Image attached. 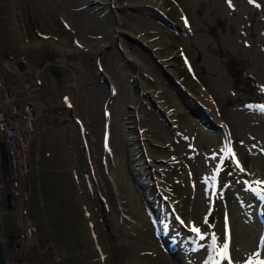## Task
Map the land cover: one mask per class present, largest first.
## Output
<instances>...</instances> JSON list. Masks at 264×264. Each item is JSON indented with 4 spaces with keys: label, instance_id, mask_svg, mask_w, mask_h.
I'll use <instances>...</instances> for the list:
<instances>
[{
    "label": "rangeland",
    "instance_id": "rangeland-1",
    "mask_svg": "<svg viewBox=\"0 0 264 264\" xmlns=\"http://www.w3.org/2000/svg\"><path fill=\"white\" fill-rule=\"evenodd\" d=\"M158 6L153 7L152 14L125 7L117 12L121 18L112 8L105 10L110 25L119 17L121 27L129 32L100 45L92 40H109V35L94 33L98 30H90L87 21L75 28L70 19L77 8L71 0H0V62L2 68L5 66V82L20 83L18 74L8 66V59L20 60L39 87L37 93L27 90L29 97L32 95L29 100L41 105L37 128L29 141L34 167L27 188V212L34 222L35 235L23 246V254L13 261L4 248L11 264H98L99 259H107L106 264H127L137 253L141 254V264H161L160 250L133 249L131 241H121L123 227L116 228L112 220L111 209L116 199L106 175L108 155L102 146V134L104 125L110 133L116 117L126 124L128 131L135 129L137 148L143 147L139 123L150 120L154 126L165 128L167 134H156L161 140L168 136L167 144L161 147L153 143L169 157L160 177L164 178L177 211L187 225H197L207 236L210 249L196 264L205 260V255L211 258L213 251L225 242L226 205L237 209L245 220L249 215L255 218L258 199L256 193H251V186L257 182L264 186V0H161ZM81 7L92 8L88 3ZM89 11L95 14L93 9ZM67 12L71 13L69 18ZM88 14L87 17L91 15ZM142 16L152 19L160 28L150 29ZM132 33L164 44L155 46V55L150 46ZM84 41L92 43L88 46ZM121 44L128 47L127 52ZM129 52L146 60L150 69L138 66L127 55ZM182 53L190 60L191 71L184 65ZM162 59L171 61L174 75L162 66ZM174 79L183 88H178ZM158 83L172 87L181 101L180 110L169 107L174 113L172 117L163 115L159 104L152 100V95L160 96ZM142 86L147 90L146 98L141 97L139 104L136 98ZM63 97L68 98L69 108L61 105ZM119 98L125 104L113 115ZM194 100L204 104L212 120L229 133L237 161L244 169L237 168L230 157L225 159L219 172V193L207 217L205 199L209 189H203V175L217 161L223 148L222 134L205 129L189 112L188 109L195 110ZM75 120L81 122L83 134ZM129 137L136 140L133 134ZM128 154L126 151L125 156ZM199 165L206 166L205 172L199 170ZM143 172L137 177L152 184L155 176ZM8 199L9 204L16 203L12 197ZM18 219L14 208L8 210L6 205H0L1 240L20 234ZM178 227L180 243L190 232ZM227 229L230 230L228 222ZM235 235L238 251L222 264H247L235 261L241 244L240 234ZM257 237L258 231L251 248L256 246ZM95 239L98 242L93 244ZM165 239L161 243L163 249L168 243ZM189 246L191 241L186 242V249ZM188 263L194 264V260Z\"/></svg>",
    "mask_w": 264,
    "mask_h": 264
},
{
    "label": "bare ground",
    "instance_id": "bare-ground-1",
    "mask_svg": "<svg viewBox=\"0 0 264 264\" xmlns=\"http://www.w3.org/2000/svg\"><path fill=\"white\" fill-rule=\"evenodd\" d=\"M108 1L109 0H71L73 7L77 8L76 14L70 19V21L73 23L75 28L78 29L79 26L83 25L84 22L87 21L86 23L88 24L86 26L90 25L89 27L90 30L91 28L93 30H98V32H94V33H102V34L109 35V38H108L109 40H106L105 38H102L99 40H92V41H98L100 45H102L103 42L106 43V41H113L115 37H118L123 32L127 31L124 28H122L120 25V18H121V16L119 15L120 12L117 13L120 9H123L125 7H133V8L138 9L139 11L150 12L152 14L155 11L153 7L158 6V4H160L161 2V0H123L121 3L115 0L113 2H108ZM87 3L92 6V8L90 9H93L95 14L91 13L89 11L90 10L89 8H85L84 10H81L83 9L81 5L86 6ZM109 8H112L113 10H115L116 14L120 16V18L119 17L114 18V21H112L114 22L113 26H112L113 23L110 25L111 23L110 17L104 16V13H103L105 10ZM158 8L160 9V5L158 6ZM88 13L91 15H89ZM70 14L71 13H68V12L66 13L68 18L70 17ZM87 14L89 15L88 17L86 16ZM63 15L65 16V13H63ZM142 18L146 22V25L150 27V29L152 28V29L157 30L160 28V26L154 25L152 19L145 18L144 16H142ZM132 34L134 35V37H136L137 39L143 41V43L148 45V47L150 46L151 50H153L155 55H156V52L154 50L156 49L155 46L157 44H160V45L164 44L162 43L164 41H160L159 43L151 42L150 39L148 38L149 36H144L142 34H135V33H132ZM62 41H65V40H62ZM92 41H88V42L84 41L83 43H85V45L87 43L91 44ZM90 44H87V45L90 46ZM100 45H97V47L100 48L101 47ZM121 45L123 46V49H124L123 51L127 52L126 48L128 47L125 48V44H121ZM130 54H131L130 52L127 53L128 56L133 58V60L137 63L138 66H141V67L145 66L146 68L150 69L149 68L150 65L148 64L146 60L142 61L140 60V56L138 57V55L136 56L135 54L133 55H130ZM160 61H161L160 63H162V66H164L167 69L166 71H168L172 75L174 72H173V69L171 68V61L167 59L166 60L162 59ZM139 74H140V71H139ZM141 76L142 75L138 77H141ZM157 77H158V74H157ZM111 80H112V86L116 88L113 77L111 78ZM145 81H147V78ZM159 88H160L159 89L160 96L158 97V96H154L155 94L154 95L151 94L152 100L155 103L159 104V107L163 110L162 112L163 115L172 117L174 113L170 112L171 110L169 109V107H172L176 110H180L182 107L181 101H179L178 97L174 95V93L172 92L173 89L172 87L169 88V85H165L162 83V84H159ZM146 91L147 90H145L142 86L141 91L139 93L140 96L139 98H136L137 103L140 104V98L146 94ZM161 99H163V101H161ZM124 104H125L124 102H120V98H119L118 102H116L115 104L116 110H114L113 115L117 114L118 111H120L121 106H123ZM207 106L210 107L209 104ZM111 108L112 109L114 108V104ZM111 108L108 107L109 110H111ZM118 119L119 118L117 117L114 119L112 125L110 126V133L108 132V137H107L108 147L106 148L107 149L106 153L108 156L105 158V161L108 162V166L106 167L108 169V170L106 169V175L112 184L113 192H114L113 196H115V199H116L115 205L111 209V213H112L111 215L113 216L112 220H113L114 226L116 228L123 227L122 233H120L119 235L121 238V241L123 242L124 240L131 241L132 243L131 247L133 249H136V248L139 250L150 249L152 251L160 250L162 254L160 256L159 263L161 264H190L188 263L190 262V260L191 261L194 260V264H196L199 258L201 259V257L204 254H208L210 252V249L207 246L208 243L206 242L207 236L204 235L202 231H200L199 234H203V237H204L203 240H201L200 238L197 239L198 235L196 236V234H192L190 232L189 235H186L184 237L185 240L181 241L182 243L181 242L179 243L180 250H178V252H175V253H170L169 251L168 252L164 251L161 245L162 239L161 237L156 235V230L152 224L153 220H156V218L157 220L164 218L161 212V205H163L165 201L162 199L161 195H166L168 197L167 201L170 202L169 200L170 197H169V193L167 192V188L165 186L164 178L160 177V171L163 170L162 167H164V164L169 159V157L166 155H163L161 152V149L157 148L156 147L157 145L154 146L153 144V143L159 144L160 146L161 145L165 146L167 144L168 136L165 137V140H161L159 137H157V134H156V132H158L159 134H163L164 136L165 134H167V132L165 131V128L163 127L162 124H161L162 126H157V127L154 126L153 122L150 120L145 121V123H139V126H140L139 130L140 132H142L139 135H140V139L142 141L143 147L137 148L138 146H136V144H139V139L137 137L138 135H135L133 133L135 129L131 127L132 128L131 130L133 131L132 132L128 131L127 126H125L126 124L125 123L123 124L121 120L119 121ZM131 121L134 124H136L134 120H131ZM110 123L111 122H109V124ZM155 128H157V131ZM130 134H133L136 137V140H134L132 137H129ZM209 136H211V138H216L215 135L210 134ZM6 147H7L6 141L1 140L0 141V203L2 205H6L8 207V210H11V207H10L11 205L8 202L9 200L8 198L9 196L10 197L13 196L14 198L17 195H19L21 192L20 190L21 188L19 187V185H14L13 183V181L17 180L16 168L14 165L12 166L11 164L10 156H9V153L7 152ZM222 150L223 148L222 149L220 148V152H222ZM126 151H129V154L127 156H125ZM214 167L215 165L213 166V168ZM205 168L206 166H202V168L200 166L199 170L205 172ZM213 168L212 170L209 169L210 171L208 170L207 173H204L203 175V178L205 179V186L203 187V189L205 190L206 188L209 189L208 193L206 194V199H205L206 201L205 203H208V207L210 205L209 193L212 189L211 188V178H212V175L215 173V168L214 169ZM254 170L258 172L256 174H260L259 170H256V168H254ZM140 171H144L143 175L145 173L146 176L153 174L155 176V178L153 179L154 180L153 183L150 184L148 182H144L142 178H138L139 176L137 177V174L141 175ZM218 193H219V182L217 183V187L215 190L214 201ZM251 193H256V196L258 199V201L255 203L256 211H259V209L260 211H262L264 209V193H258L252 190H251ZM242 203L243 205H247L246 202H242ZM224 204L226 203L224 202ZM226 207H227L226 217H227V222L230 228V230L228 231L229 233L228 241L230 242V246L227 250V253H228L227 258L224 257L223 261L225 259H228L229 255H231L232 257L235 254V252L238 251V246L235 243V237H236L235 234L239 233L241 236L240 237L241 244H239L240 250H239V253L235 257V261L237 259L240 262H245L247 264H251V262H253L254 264H262L264 261V257L263 258L261 257L262 254L264 253L263 252L264 239H263L262 244H260L259 238L261 235L264 236L263 229L258 225V222L251 215L249 216L247 215L248 219L245 220V218H243L241 213L237 212V209L234 211L233 209H229L227 205ZM232 208L235 209V207H232ZM226 217H224V220H226ZM160 225H162L161 226L162 231L164 230L165 232L162 238H167L168 241L177 240L178 235L176 233V230L178 229H176V227L180 226V224L174 222L173 220H170L167 217L165 223L160 224ZM257 231H258V237L255 240L257 244L256 246H254V248H251L253 244L255 245L254 237ZM225 233L226 231H224V236H225ZM2 238L3 239L1 240V242L3 246L6 248V250H8L7 251L8 256L13 261L14 259H16L17 255L20 254V251L22 250L21 245L23 244V242H25L26 238L25 239L21 237L15 238L13 236H4ZM94 241L95 243L93 244H96V242H98V240L96 241V239ZM189 241H191V245L198 244V248L195 251L186 249V242H189ZM222 246L223 245L219 246L218 251L217 250L213 251L211 258H208V255H205L203 257L205 260H202L200 264H209V262H211L215 258V255H217V257L214 260L216 261L219 258V256L223 255ZM231 257H230V260H232ZM106 260L99 259L97 260V262L98 264H106ZM12 261L6 260V262L8 263L9 262L12 263ZM141 261H142L141 254L137 253V254H134L129 259L127 264H141Z\"/></svg>",
    "mask_w": 264,
    "mask_h": 264
},
{
    "label": "built area",
    "instance_id": "built-area-1",
    "mask_svg": "<svg viewBox=\"0 0 264 264\" xmlns=\"http://www.w3.org/2000/svg\"><path fill=\"white\" fill-rule=\"evenodd\" d=\"M25 86L27 83L24 84ZM23 91L24 89L16 86H5L0 67V141H6L11 164L16 168L17 180L13 183L21 188L19 195L14 198L11 196L16 203H21L26 196L22 186L29 170L26 160L27 137L33 127L31 106L20 97Z\"/></svg>",
    "mask_w": 264,
    "mask_h": 264
},
{
    "label": "snow or ice",
    "instance_id": "snow-or-ice-1",
    "mask_svg": "<svg viewBox=\"0 0 264 264\" xmlns=\"http://www.w3.org/2000/svg\"><path fill=\"white\" fill-rule=\"evenodd\" d=\"M250 2H251V0H250ZM185 23H186V25H187V21H185ZM186 63H187V61H186ZM65 102H66V103L68 102V98H67V97H65ZM229 151H231V150L229 149ZM233 162L236 163V167H237V168H240L241 171L244 170L243 168H241L240 163L236 160V158H235V154H233ZM221 164H223V159L221 160ZM257 183H259V182H257ZM205 222L207 223V218H206ZM225 227H226V238H225V242L223 243V246H222V254L224 255L225 258H227V255H228L227 250H228V248H229V244H228V242H227V239H228V237H227V217H226V221H225ZM191 231H192L194 234H197V235H199V233H200V229L197 228V227H193V228L191 229ZM199 238H200L201 240L204 239V237H203L202 235L199 236ZM229 264H231L230 261H229Z\"/></svg>",
    "mask_w": 264,
    "mask_h": 264
},
{
    "label": "water",
    "instance_id": "water-1",
    "mask_svg": "<svg viewBox=\"0 0 264 264\" xmlns=\"http://www.w3.org/2000/svg\"><path fill=\"white\" fill-rule=\"evenodd\" d=\"M212 127H217L216 124L211 123L210 121H207ZM0 230H1V221H0ZM0 264H7L6 258H5V252L4 247L0 239Z\"/></svg>",
    "mask_w": 264,
    "mask_h": 264
}]
</instances>
